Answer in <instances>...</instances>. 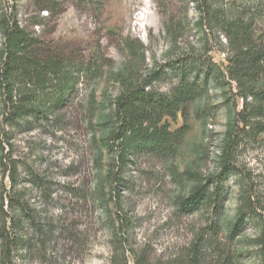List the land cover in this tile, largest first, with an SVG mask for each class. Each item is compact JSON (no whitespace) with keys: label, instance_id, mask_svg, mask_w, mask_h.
I'll return each instance as SVG.
<instances>
[{"label":"rangeland","instance_id":"obj_1","mask_svg":"<svg viewBox=\"0 0 264 264\" xmlns=\"http://www.w3.org/2000/svg\"><path fill=\"white\" fill-rule=\"evenodd\" d=\"M194 6L191 0H0V15L14 9L18 22L60 57L99 68L48 121L29 128L0 122L7 133L1 137L0 227L5 220L12 237L11 264H109L120 226L128 264H134L131 249L153 264H261L255 240L263 221L248 220L233 239L228 228L245 194L264 208V136L234 147L235 175L223 185L219 223L207 209L184 214L174 204L193 183L184 176L178 184L172 165L202 177L219 172L235 109L227 88L211 83L207 95L166 119L171 130L189 128L173 161L142 155L114 165L101 141L116 98L130 86L155 78L151 87L169 92L185 57L226 65L219 39H207L196 25ZM2 42L0 34V48ZM109 170L115 175L101 197L95 188ZM110 185L118 191L114 197ZM194 244L198 263L191 261Z\"/></svg>","mask_w":264,"mask_h":264},{"label":"trees","instance_id":"obj_2","mask_svg":"<svg viewBox=\"0 0 264 264\" xmlns=\"http://www.w3.org/2000/svg\"><path fill=\"white\" fill-rule=\"evenodd\" d=\"M191 1L198 17L196 25L207 39H219L218 49L224 54L226 65L218 67L210 58L185 57L177 62L180 78L169 92L153 89L151 85L155 78L143 79L130 86L116 98L108 122L109 131L101 141L111 153L114 165L142 155L173 161L189 128L183 125L171 130L166 119H175L177 112L207 95L211 83L223 90L227 88L235 99V109L225 132L218 174L202 177L189 170L179 172L173 165L170 170V176L178 184L184 176L193 183L189 192L175 196L174 204L178 210L192 214L207 209L209 215L217 216L219 223L220 207L226 196L223 185L235 175L232 166L234 147L243 139L257 141L264 136V0ZM0 34L3 38L0 48V122L6 128L14 125L29 128L35 123L48 121L69 104L77 83L87 80L88 73L99 70L95 63L80 59L73 62L60 57L41 42L35 32H28L18 22L14 9L0 15ZM238 100L241 104L239 110L236 109ZM6 134L0 129V152L3 150L1 137H7ZM113 172L109 170L106 182L100 181L95 188L101 197L109 186L108 178L115 175ZM115 189L107 193L114 197L118 192ZM245 196H242L235 220L228 228V236L233 239L240 235L248 220L261 219L263 228L255 245L260 247L261 264H264V208ZM258 210L262 212L258 213ZM5 224L4 220L0 227L3 250L0 264H11L12 237ZM114 233L117 247L109 264H128V251L124 250V242L120 240L123 227H118ZM192 249L191 261L198 263L197 245L194 244ZM130 253L134 264H153L132 249Z\"/></svg>","mask_w":264,"mask_h":264}]
</instances>
